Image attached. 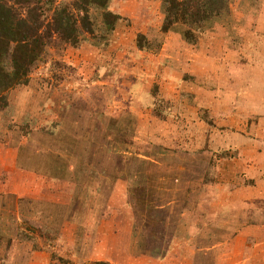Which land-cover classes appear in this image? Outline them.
Returning a JSON list of instances; mask_svg holds the SVG:
<instances>
[{
	"label": "rangeland",
	"instance_id": "obj_1",
	"mask_svg": "<svg viewBox=\"0 0 264 264\" xmlns=\"http://www.w3.org/2000/svg\"><path fill=\"white\" fill-rule=\"evenodd\" d=\"M111 9L122 19L106 44L94 46L88 35L78 48L55 41L27 84L11 90L0 108V264H29L33 255L34 264H131L146 252L162 260L167 255L165 264H180L175 249L182 237L186 249H199L204 264L211 247L199 238L204 229L193 234L186 224L213 200L199 185H225L221 204L251 198L240 191L228 195L250 186L238 179L236 161L225 160L229 153L212 156L205 144L189 139L175 143V123L167 124L173 134L164 143L154 139L161 133L159 124L151 125L154 119L144 130L138 116L144 108L159 122L173 107L158 96L157 83L150 88L152 104L133 112L129 88L138 79L154 81L159 59L175 60L177 53L186 58L201 40L216 38L219 44L224 38L243 45V74L252 81L243 107L247 112L264 107V0H230L194 45L176 30L161 31L158 0H114ZM138 35L151 50H138ZM188 90L182 105L191 110L196 93ZM201 98L209 97L202 93ZM254 120H243V128ZM247 134L259 148L264 178V125ZM246 147L245 160L255 158V147ZM243 209L251 216L257 210L264 220V196ZM237 214L220 230L230 233ZM258 250L264 255V245ZM252 259L243 264L260 263L258 256Z\"/></svg>",
	"mask_w": 264,
	"mask_h": 264
},
{
	"label": "crops",
	"instance_id": "obj_2",
	"mask_svg": "<svg viewBox=\"0 0 264 264\" xmlns=\"http://www.w3.org/2000/svg\"><path fill=\"white\" fill-rule=\"evenodd\" d=\"M213 40H216V38L201 40L198 47L191 50V53L186 58L181 57V54L177 53L175 60L163 61L159 59V62H161L155 82L151 79L148 83H142L141 79H138L129 88L131 104L133 105L131 111H135L137 106H148V102L152 104V100L156 98L151 93L150 88L151 84L157 83L159 86L158 96L170 102L173 107L171 108V113L158 120L159 122L151 115L150 110L148 111L147 108H144L145 110H142L143 112L139 113L138 116L139 121L145 127V131L149 129V120L154 119L151 125L159 124L161 129L159 135L153 134L154 139L157 142L164 143V139L168 141L172 133L168 129L167 124L175 123L176 126L173 129V132L176 131L173 138L175 143H187L188 139L190 143H203L206 147L203 150H206L207 153H212V156L213 153L223 150L229 153L228 158L225 160L236 161L241 170V176L239 174L238 179L240 181L247 180L250 186L226 193L234 196L240 191L241 194L244 193V195L251 198L243 200V197H240L236 203H228L230 199H227V205L221 204L220 201L224 198L220 196L224 194L223 188L225 185L221 189L215 183L200 184L199 191L202 188L203 190H209L211 197L208 196V200H213L211 202L207 201L206 205H204L207 207L206 210H201V214L193 216L192 220L186 221V224L193 229V234L198 227L204 229L199 238L207 239V244L211 245V247L206 249L208 256L207 260L204 259L206 260L204 264L207 261V264H243V259L248 262L249 259L253 258L252 261H256L257 256L260 261L259 264H264V255L258 250L259 245H264V240H261L264 237L263 215L258 214L257 210H254V216H251L243 209V206L248 205L249 201H257L264 196V178L260 173L263 166H259L258 161L259 148L255 146V140H252L253 143H249L252 137L247 134L249 131L257 132L260 126L264 125V107L262 105L258 109L253 107L248 112L243 107L244 93L249 90V87H245L249 82H252L251 76L243 74V45L239 41L233 43L231 41L230 43L224 38L218 40L219 44H216ZM224 45L226 48H224ZM189 87H192L191 94L196 93V98L191 95V101L193 102L191 110L185 108L183 106L185 104L182 105L185 98L184 95H187L186 92L189 91ZM202 93L209 97L208 100L205 101L201 98ZM196 100L197 103H195ZM251 118H255L254 121L250 122L253 124L247 126L249 125L248 123L245 125L246 128H243V120L246 121ZM200 122L204 123L202 129L200 128ZM189 133H191L192 138H189ZM246 144L253 147V149L255 147L257 153L255 158L251 160H245V156H247ZM231 149L236 151H230ZM254 168L257 170L255 175L253 174ZM217 191L219 192L218 194ZM217 195L220 198L219 200H217ZM232 205L234 206L232 207ZM235 212L239 213L237 214L238 217L234 219L233 226L231 225L233 229L226 234V231H221L220 228L228 229L230 227V215ZM206 233L209 235L207 238L205 237ZM216 233H218V236ZM195 236L197 237L198 235L195 234ZM178 239L175 238L174 241ZM184 239L186 238L182 237V240L179 241L182 244L180 249H175L178 263L199 264L202 258L200 253H198L199 249L195 246V248L192 247V250L186 249V244L188 243H183ZM215 254H218L217 260L215 259ZM253 254L255 255L252 257ZM164 255L162 260L152 255L149 256L146 252L137 256L131 264H165L166 260L164 257L167 255ZM34 263H36V255L31 257L29 264Z\"/></svg>",
	"mask_w": 264,
	"mask_h": 264
},
{
	"label": "trees",
	"instance_id": "obj_3",
	"mask_svg": "<svg viewBox=\"0 0 264 264\" xmlns=\"http://www.w3.org/2000/svg\"><path fill=\"white\" fill-rule=\"evenodd\" d=\"M113 1L0 0V108L6 106L11 90L27 84L33 69L45 62L47 50L55 41L78 48L88 35L94 46L106 44L122 19L111 9ZM158 1L164 15L161 31L176 30L191 45L197 43L208 22L228 10L230 2ZM136 46L140 51L151 50L144 35L137 36Z\"/></svg>",
	"mask_w": 264,
	"mask_h": 264
}]
</instances>
